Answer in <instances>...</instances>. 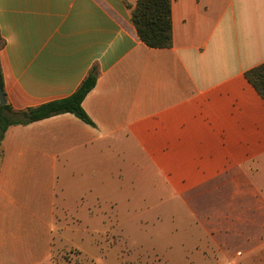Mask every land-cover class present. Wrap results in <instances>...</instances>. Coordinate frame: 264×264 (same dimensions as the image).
Here are the masks:
<instances>
[{"label": "crops", "instance_id": "obj_1", "mask_svg": "<svg viewBox=\"0 0 264 264\" xmlns=\"http://www.w3.org/2000/svg\"><path fill=\"white\" fill-rule=\"evenodd\" d=\"M137 1L0 0L13 110L65 98L98 70L82 101L94 126L61 114L5 131L0 264L49 262L58 217L90 214L109 186L149 167L172 200L219 205L193 212L216 225L189 227L171 264H264V101L244 77L264 63V0H170L168 49L139 40Z\"/></svg>", "mask_w": 264, "mask_h": 264}, {"label": "rangeland", "instance_id": "obj_2", "mask_svg": "<svg viewBox=\"0 0 264 264\" xmlns=\"http://www.w3.org/2000/svg\"><path fill=\"white\" fill-rule=\"evenodd\" d=\"M134 176L123 177L121 186H109L103 196L107 200L98 201L90 214L82 208L58 217L50 261L43 264H171L170 253L193 239L186 234L189 227L216 225V217L201 219L193 212L217 211V202L199 195L188 203L172 200L165 178L152 167L138 183L130 179ZM65 193L74 196L71 183ZM66 205L73 206V200Z\"/></svg>", "mask_w": 264, "mask_h": 264}, {"label": "trees", "instance_id": "obj_3", "mask_svg": "<svg viewBox=\"0 0 264 264\" xmlns=\"http://www.w3.org/2000/svg\"><path fill=\"white\" fill-rule=\"evenodd\" d=\"M130 18L139 40L147 47L168 49L172 46L170 0H138L131 9ZM2 44L0 37V48ZM97 77L98 70L96 67H92L71 95L36 107L16 111L7 103L0 106V158L2 156V140L9 126L28 125L61 114H71L80 121L94 126L82 108V101L95 87ZM244 77L264 101V63L246 71ZM0 88L3 91L1 68Z\"/></svg>", "mask_w": 264, "mask_h": 264}, {"label": "water", "instance_id": "obj_4", "mask_svg": "<svg viewBox=\"0 0 264 264\" xmlns=\"http://www.w3.org/2000/svg\"><path fill=\"white\" fill-rule=\"evenodd\" d=\"M5 104H6V100H5L2 89L0 88V106H4Z\"/></svg>", "mask_w": 264, "mask_h": 264}]
</instances>
